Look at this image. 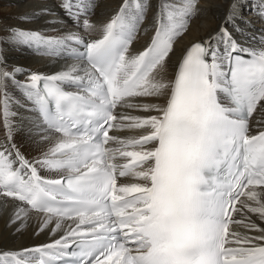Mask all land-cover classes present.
I'll use <instances>...</instances> for the list:
<instances>
[{
  "label": "snow or ice",
  "instance_id": "6c2138e0",
  "mask_svg": "<svg viewBox=\"0 0 264 264\" xmlns=\"http://www.w3.org/2000/svg\"><path fill=\"white\" fill-rule=\"evenodd\" d=\"M197 3L159 0L135 53L151 0H124L99 25L93 0H60L75 31L8 30L3 43L65 66L24 83L21 68H0V197L20 202L9 226L20 221L19 232L36 213L35 234L52 237L0 252V264H264V32L237 25L234 37L227 25L243 4L233 0L218 31L170 70ZM9 82L26 127L12 119ZM21 131L46 149L29 159ZM125 132L135 135L113 134Z\"/></svg>",
  "mask_w": 264,
  "mask_h": 264
},
{
  "label": "bare ground",
  "instance_id": "6f19581e",
  "mask_svg": "<svg viewBox=\"0 0 264 264\" xmlns=\"http://www.w3.org/2000/svg\"><path fill=\"white\" fill-rule=\"evenodd\" d=\"M124 0H93L94 15L91 17L92 21L99 25L107 22L113 15H115ZM233 0H198L197 15L190 20L188 31L185 35L179 38L174 45L175 51L169 60V68L177 63L183 55V52L195 42H202L210 35L215 34L219 27L224 23L228 9ZM243 4L242 10L238 9L239 15L235 24L229 23L228 29L233 32L234 37L240 39L239 33H236L235 27L238 25L244 28L246 35H251L253 32L260 33L264 31V22L257 15V8L261 4V0H238ZM60 0H0V49L4 57V63L0 64V68H5L9 71L13 67H19L22 72L17 74L16 79L24 83L27 76L35 71H48L54 68L61 70L65 66L63 60H50L49 56L41 55L27 47H17L6 43L3 40L8 35V30L11 28H19L32 30L42 33L44 36H57L68 31H75V25L67 16L64 15L63 10L59 7ZM159 0H151V9L147 13V18L143 28L149 30L145 33L142 31L133 43L131 52L135 53L143 49L144 45L150 40L152 35L151 23L153 15L156 11ZM47 9L51 13H57V16L44 14L42 10ZM37 13H40L37 15ZM28 17V19H24ZM51 20L62 21L63 23H49ZM245 45L250 44L249 41H244ZM56 63V64H55ZM68 63H71L68 61ZM45 73V72H44ZM8 94L11 98V111L18 113L17 116L12 117L13 121L23 124L26 127L30 113H28L22 105L25 103V98L18 88L13 86L11 82L8 84ZM3 93L0 92V99ZM136 114V113H134ZM256 115V114H255ZM254 115V116H255ZM253 124L255 120L253 119ZM116 135H135L133 132L116 133ZM5 139L3 128L0 127V142ZM15 141L22 146L24 154L31 159L33 156L39 154L40 151L46 149L47 145L36 149L27 139L26 132H19ZM243 199V198H242ZM20 202L11 200V198L0 197V252L17 251L22 248L33 247L44 243L51 242L52 237L47 232L36 235L38 226V217L36 213H30L26 226L21 231H16L20 221L9 226V222L16 211V207ZM252 216V214H249ZM257 224L262 223L255 217H252ZM235 230L244 232L242 226H233ZM258 235L259 233H255Z\"/></svg>",
  "mask_w": 264,
  "mask_h": 264
}]
</instances>
